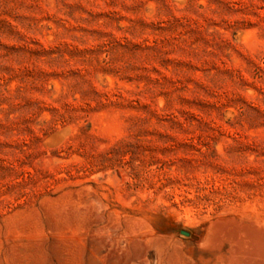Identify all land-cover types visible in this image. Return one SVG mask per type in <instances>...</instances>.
Masks as SVG:
<instances>
[{
	"label": "rangeland",
	"instance_id": "obj_1",
	"mask_svg": "<svg viewBox=\"0 0 264 264\" xmlns=\"http://www.w3.org/2000/svg\"><path fill=\"white\" fill-rule=\"evenodd\" d=\"M240 214L264 218V0H0V264H199Z\"/></svg>",
	"mask_w": 264,
	"mask_h": 264
},
{
	"label": "bare ground",
	"instance_id": "obj_2",
	"mask_svg": "<svg viewBox=\"0 0 264 264\" xmlns=\"http://www.w3.org/2000/svg\"><path fill=\"white\" fill-rule=\"evenodd\" d=\"M196 248L189 254L196 252L199 264H264V218L240 214L217 219Z\"/></svg>",
	"mask_w": 264,
	"mask_h": 264
},
{
	"label": "water",
	"instance_id": "obj_3",
	"mask_svg": "<svg viewBox=\"0 0 264 264\" xmlns=\"http://www.w3.org/2000/svg\"><path fill=\"white\" fill-rule=\"evenodd\" d=\"M180 234L183 235V236H188V233L183 232V231H181Z\"/></svg>",
	"mask_w": 264,
	"mask_h": 264
}]
</instances>
